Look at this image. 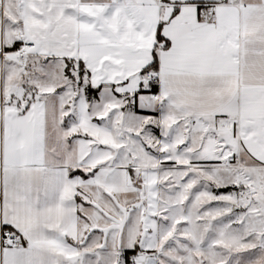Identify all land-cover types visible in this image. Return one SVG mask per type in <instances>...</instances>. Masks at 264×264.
Masks as SVG:
<instances>
[{
	"label": "snow or ice",
	"instance_id": "6c2138e0",
	"mask_svg": "<svg viewBox=\"0 0 264 264\" xmlns=\"http://www.w3.org/2000/svg\"><path fill=\"white\" fill-rule=\"evenodd\" d=\"M0 264H264V0H0Z\"/></svg>",
	"mask_w": 264,
	"mask_h": 264
}]
</instances>
